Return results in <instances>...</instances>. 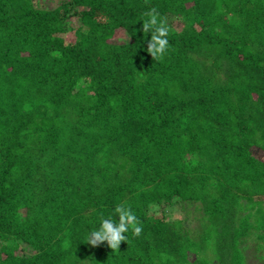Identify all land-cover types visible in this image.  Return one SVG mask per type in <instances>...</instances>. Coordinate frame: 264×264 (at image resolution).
<instances>
[{
	"label": "trees",
	"instance_id": "obj_1",
	"mask_svg": "<svg viewBox=\"0 0 264 264\" xmlns=\"http://www.w3.org/2000/svg\"><path fill=\"white\" fill-rule=\"evenodd\" d=\"M54 1L0 0V264H264V0Z\"/></svg>",
	"mask_w": 264,
	"mask_h": 264
},
{
	"label": "clouds",
	"instance_id": "obj_2",
	"mask_svg": "<svg viewBox=\"0 0 264 264\" xmlns=\"http://www.w3.org/2000/svg\"><path fill=\"white\" fill-rule=\"evenodd\" d=\"M144 16L146 19L142 23L143 33L151 34V38L147 42V52L154 60H161L167 55L170 48L168 36L171 29L167 18L162 17L155 8L144 13ZM115 214L118 216V222L111 217L101 216L100 227L88 234L87 244L97 247L107 242V246L116 252L119 251L121 242L128 239L125 233L131 231L135 237L141 235L142 224L130 206L125 203L118 204Z\"/></svg>",
	"mask_w": 264,
	"mask_h": 264
},
{
	"label": "rangeland",
	"instance_id": "obj_3",
	"mask_svg": "<svg viewBox=\"0 0 264 264\" xmlns=\"http://www.w3.org/2000/svg\"><path fill=\"white\" fill-rule=\"evenodd\" d=\"M48 2H51L53 6L57 5L56 1L54 0H47ZM168 23H170L171 26L174 27V25H177L178 23V18L176 16H173L171 18H168ZM125 37L121 36L119 34H117L115 37H112V40L114 41H125ZM186 215V212H184V210H182V208H180L179 206H176L174 208H172V210L169 213L170 218L172 219H176V218H182L183 216ZM196 216V213L194 211L191 210V214H190V221L187 223L189 227H194L197 225V221L194 218ZM253 243L251 241H249V248L247 249V255H248V261L253 263V264H261L259 261H257L254 258V248H253Z\"/></svg>",
	"mask_w": 264,
	"mask_h": 264
}]
</instances>
